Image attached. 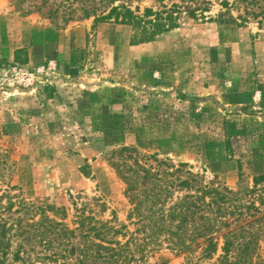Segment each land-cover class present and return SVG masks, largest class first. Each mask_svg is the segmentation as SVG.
Returning a JSON list of instances; mask_svg holds the SVG:
<instances>
[{
	"label": "rangeland",
	"instance_id": "1",
	"mask_svg": "<svg viewBox=\"0 0 264 264\" xmlns=\"http://www.w3.org/2000/svg\"><path fill=\"white\" fill-rule=\"evenodd\" d=\"M121 1L139 14L178 4L177 28L142 41L128 25L52 23L0 0V196L69 208V218L75 198H100L103 218L126 224L108 159L132 148L166 162L173 180L243 190V204L264 210V21L220 4L232 0ZM128 155L112 159L132 164ZM149 262L184 258L163 248Z\"/></svg>",
	"mask_w": 264,
	"mask_h": 264
},
{
	"label": "trees",
	"instance_id": "2",
	"mask_svg": "<svg viewBox=\"0 0 264 264\" xmlns=\"http://www.w3.org/2000/svg\"><path fill=\"white\" fill-rule=\"evenodd\" d=\"M9 1L16 12L39 14L52 23L92 17L128 25L140 31L142 41L177 28L181 15V6L175 3L162 5L160 11L145 8L139 14L138 7L132 10L120 0ZM220 4L241 6L243 15L259 25L264 21V0ZM197 10L206 12V8ZM186 13L194 16V11ZM121 152H129L132 164L112 159ZM109 155L110 167L125 185L127 223L116 225L115 213L103 218L100 198H75L69 218V208L17 200L4 191L0 196V264H150L163 248L182 256L183 264L215 256L214 264H264V210L254 203L243 204V190L213 184L192 187L188 180H173L166 162L132 148H119ZM260 180L261 176L254 179V187L246 193L255 192ZM178 188L194 193L175 196ZM259 199L264 204V197ZM243 216L250 221L243 225L228 221Z\"/></svg>",
	"mask_w": 264,
	"mask_h": 264
}]
</instances>
